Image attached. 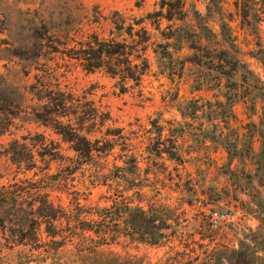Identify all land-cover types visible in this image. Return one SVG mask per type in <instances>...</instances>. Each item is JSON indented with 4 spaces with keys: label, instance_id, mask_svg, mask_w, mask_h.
Masks as SVG:
<instances>
[{
    "label": "rangeland",
    "instance_id": "rangeland-1",
    "mask_svg": "<svg viewBox=\"0 0 264 264\" xmlns=\"http://www.w3.org/2000/svg\"><path fill=\"white\" fill-rule=\"evenodd\" d=\"M161 2L0 0V219L11 212L3 199L36 193L51 214L65 213L58 229L121 232L128 204L162 235L154 245L119 236L98 257L72 247L45 255L30 236L6 250L0 235V264H214L232 251L264 264V64L249 56L264 53V0H183L181 22L161 19ZM93 40L145 58L139 82L86 72L74 51ZM220 49L244 68L219 74L211 59ZM58 124L113 150L82 163ZM225 211L232 222L212 230L209 215Z\"/></svg>",
    "mask_w": 264,
    "mask_h": 264
},
{
    "label": "trees",
    "instance_id": "trees-1",
    "mask_svg": "<svg viewBox=\"0 0 264 264\" xmlns=\"http://www.w3.org/2000/svg\"><path fill=\"white\" fill-rule=\"evenodd\" d=\"M182 2L183 0H162L161 8L164 10V13L159 15V17L167 22H181L184 15L182 11ZM235 7L239 9L238 3H235ZM242 12L243 14L241 17L243 19L246 17V12ZM203 28L206 32H208L205 27ZM221 39L224 40L223 37H221ZM201 40L205 43L208 42L206 36H203V38L201 37ZM190 49L200 52L205 50V46L201 45ZM74 52L76 53V58L81 62L82 67L86 72L91 73L99 69H106L109 75L115 78L117 77L123 82H133L137 84L147 69V62L145 58L142 59L141 56L134 57L132 53L127 50L126 46L120 44L93 40L81 46L79 51ZM255 54L257 53L253 54V52H251L249 53V56L254 59H259L264 64V53L262 51L258 53L261 57ZM132 59L135 61L137 60L140 63L133 64ZM211 61L216 63L220 70L219 74H222L224 65L231 66L232 72H236L239 69L244 68L243 64L239 62L237 57L228 54L226 50L220 49L219 52L215 53ZM112 62H115L117 65L108 66ZM247 72L250 76H252L251 72ZM254 80L257 81V79ZM260 104V115L264 117V106H262V101ZM247 111L253 115L256 111V103L252 106L250 105V109L247 108ZM228 115H234L232 107ZM57 131L59 135H61L63 139L70 144V149L74 153L75 159L82 163H89L96 154L106 155L113 150V147L111 146H108L107 149L104 150L97 148L95 143H91L85 137L80 136L69 125L61 126L58 124ZM129 164L130 168L126 172L128 175L134 177L137 172V163L135 158L130 157ZM113 169L121 170V168L117 166H114ZM25 194L13 192L8 198L1 201L11 207V212L8 217H6V219H0V235L3 237V241L5 242L4 248L6 250L23 246L26 236H30L31 240L35 243V247L39 250L41 249L45 255H50V253L57 255L66 247H72L78 250L77 252L79 256L86 254L98 257V254L101 252L103 246H109V244L113 243L115 238H119V236L128 239L130 244L137 243L144 245H154L157 242V238H161L162 236L159 235V233L155 234L151 231L154 227H152L153 221L150 220L151 217L148 211L136 206L130 207L128 204L122 205L120 212H118V223L121 220V223L123 224L121 232L110 231L105 227H100L97 232L85 229H58L55 225L58 223L60 224L66 219L65 213L58 210V216L51 214L54 208L53 204L48 201L47 195L41 196L36 195V193H32L30 195ZM35 204H38L36 210L34 209ZM101 218L102 219L100 221L107 224L109 219L112 218V214L108 216L103 215ZM28 222L34 223L37 227V229L34 228L32 230L33 232L29 234L22 228V224ZM6 225L8 226L7 229L5 227ZM42 225L45 226V229L41 233L40 227ZM42 235H45L46 242L41 244L39 237ZM227 258L219 256L216 260H214V264H232V262H234L233 264H248V261L242 251H232ZM212 261L213 259H209L203 264H212ZM126 262L127 264H131V262H129V257L126 259ZM92 264L105 263L101 260L97 261V259L94 258L92 260Z\"/></svg>",
    "mask_w": 264,
    "mask_h": 264
},
{
    "label": "built area",
    "instance_id": "built-area-1",
    "mask_svg": "<svg viewBox=\"0 0 264 264\" xmlns=\"http://www.w3.org/2000/svg\"><path fill=\"white\" fill-rule=\"evenodd\" d=\"M233 212H212L209 215V225L212 230H217L221 226L228 225L233 220Z\"/></svg>",
    "mask_w": 264,
    "mask_h": 264
}]
</instances>
